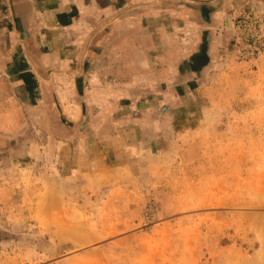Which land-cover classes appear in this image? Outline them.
Returning <instances> with one entry per match:
<instances>
[{"label": "rangeland", "instance_id": "1", "mask_svg": "<svg viewBox=\"0 0 264 264\" xmlns=\"http://www.w3.org/2000/svg\"><path fill=\"white\" fill-rule=\"evenodd\" d=\"M211 8L181 100H0V264H264V0Z\"/></svg>", "mask_w": 264, "mask_h": 264}, {"label": "crops", "instance_id": "2", "mask_svg": "<svg viewBox=\"0 0 264 264\" xmlns=\"http://www.w3.org/2000/svg\"><path fill=\"white\" fill-rule=\"evenodd\" d=\"M224 1L0 0V100L75 104V118L88 104L117 114L146 93L181 100L211 63L205 25ZM155 109L161 132L169 114Z\"/></svg>", "mask_w": 264, "mask_h": 264}]
</instances>
